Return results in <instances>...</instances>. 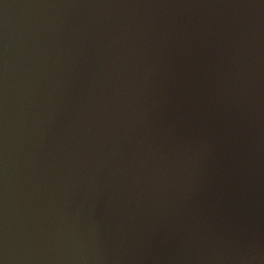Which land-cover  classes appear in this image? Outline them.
I'll return each instance as SVG.
<instances>
[{
	"label": "water",
	"instance_id": "obj_1",
	"mask_svg": "<svg viewBox=\"0 0 264 264\" xmlns=\"http://www.w3.org/2000/svg\"><path fill=\"white\" fill-rule=\"evenodd\" d=\"M0 264H264V0H0Z\"/></svg>",
	"mask_w": 264,
	"mask_h": 264
}]
</instances>
